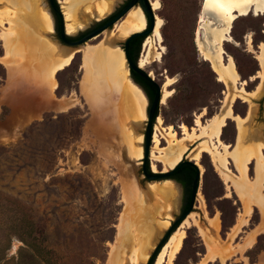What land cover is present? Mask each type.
<instances>
[{
    "label": "rangeland",
    "instance_id": "374dc122",
    "mask_svg": "<svg viewBox=\"0 0 264 264\" xmlns=\"http://www.w3.org/2000/svg\"><path fill=\"white\" fill-rule=\"evenodd\" d=\"M28 1L30 7L18 0L12 21L8 18L10 14L0 13V27L13 31L19 42L13 56L6 58L14 62V71L10 72L0 58V264H109L114 246L118 249L115 264H134L133 250L150 244L147 261L171 223L184 212L182 204L189 200L192 185L183 187L173 177L144 176L147 116L140 119L123 114L121 132L110 123V117L101 122L81 87L85 72L82 49L66 68L57 72V87L51 90L44 68H52L55 58L47 56L45 42L33 50L29 42L32 37L60 42L54 29V16L49 0ZM63 1L57 0L61 9L77 3ZM151 1L161 20L159 29L163 39L160 42L154 32L144 38L137 59L140 62L148 58L144 68L163 87L147 161L150 171H154L153 164L156 173L167 169L152 156L153 151L159 155L158 151L171 140L170 136L161 134L162 127L172 125L179 138H186L182 124L197 128L196 135L184 142L188 151L182 159H191L190 153L209 139L202 135L201 126L196 125L197 118L201 115L204 125L220 113L230 87H244L249 92L245 95L247 100L238 97L231 104L233 111L242 117L252 112L249 125L253 133H246L245 141L256 137L264 140V89L259 88L264 83L261 76L264 67L258 58L264 43V13L252 10L254 13L236 17L222 43L223 62L232 57L240 75L239 82L229 87L200 52L199 40L207 39L209 46L217 48L210 32L214 18L201 12L206 0ZM124 2L81 0L78 3L81 24L77 28L68 29L71 20L63 10L66 30L77 36L111 16ZM2 5L0 1V9ZM205 10L212 12L210 7ZM125 17L111 29L117 30ZM109 32L110 29L106 30L85 45H98ZM125 38L115 40L121 49ZM4 55L5 46L0 37V57ZM128 75L134 81L130 69ZM148 108L149 100L146 113ZM155 132L160 137L158 149L154 148ZM238 132L237 121L229 118L221 130V138L230 149L242 146ZM128 137L133 146L142 149L143 156L130 151ZM109 151L112 155L106 159ZM261 152L264 154L263 147ZM259 160L255 155L249 164L248 175L252 180L256 178ZM199 165L198 198L188 217L195 214L211 240L201 234L197 225H190L171 264H264V207L254 204L250 210L249 198L243 200L234 185L227 186L209 152L201 154ZM229 166L233 173L240 174L232 158ZM133 182L139 190L147 191L148 202L144 199L125 203L124 184L134 186ZM153 184H160L161 188L173 186L174 192H155ZM4 195L18 198L21 205L4 200ZM147 209L148 217H145ZM125 212L129 213V226L120 238L119 225ZM216 214L220 217L218 226L211 220ZM25 216L32 220L30 229L21 223ZM241 217L243 222L239 223ZM159 225L164 227L157 234L152 230ZM25 230H31L36 238L30 247L23 241ZM250 236L255 239L248 244ZM158 255L152 264H156ZM222 255L226 258L224 262Z\"/></svg>",
    "mask_w": 264,
    "mask_h": 264
},
{
    "label": "bare ground",
    "instance_id": "6f19581e",
    "mask_svg": "<svg viewBox=\"0 0 264 264\" xmlns=\"http://www.w3.org/2000/svg\"><path fill=\"white\" fill-rule=\"evenodd\" d=\"M0 1H2L3 3L0 9V13L3 15L10 14L8 18L10 20L11 17L12 21L13 17H15L17 14L15 7L18 0ZM61 1L64 2L63 0ZM75 1L77 2L76 4H73L72 6L64 5V9H62V11L66 10L67 17H69L71 20V22L68 23L67 26L70 31L74 28H77V25L81 24L78 8V3L81 0ZM29 2L30 1L28 0H23V3L28 7H30ZM207 7H210L212 12L217 13L220 20V24L216 25L215 23V25H213L210 30L211 37L213 38V42L216 44L217 48L209 46L207 39L205 42L199 40L198 43L200 52L207 60L211 62L213 69L219 76V79L222 81H226L228 83V86L230 87L231 84L233 85L239 82L240 75L237 71L235 60L232 57L229 58L228 56V62H223L224 48L222 46V43L225 39H227L236 17L246 15L252 10L257 14L264 13V0H206L205 9ZM160 24L161 20L157 16L154 34L161 42L163 38L159 29ZM146 25L145 15L137 8H134L126 14V17L123 19V21L118 23L117 30H112L110 28L109 35L98 45H85V43L79 47L72 48L60 43L59 41H57L56 43H50L47 40H40L38 38L35 39L34 37H32L29 42V47L30 50H33L34 48L39 47V45H41L43 41L46 43L45 49L48 52L47 56L55 58V62L52 68H44V71L47 75L45 76L47 77V85L51 88V90H55L57 87V72L66 68L72 62L76 53L81 51L82 49V51H84L83 66L85 68V72L81 80L82 90L85 93L91 107L94 108L97 115L99 116L101 122H104V120L108 116L111 118V120H109L111 121L110 123H112L113 126L117 128L118 132H121L123 114L126 115L127 113H129L133 117H140V119L146 118V104L148 97L145 92H143L142 89L138 86V84L134 83L135 81H132L129 78L128 69L130 68L127 59L123 50L116 45L115 40L118 38H127L133 32L144 30V27H146ZM0 37L3 40L5 46V55L0 58L9 68L10 72H12L15 69L14 62L8 59L6 60V58H10L11 56H13L15 50L19 46V42H17V39L14 37V32L9 30L8 28L0 27ZM150 53L151 47L147 53V57L150 55ZM258 58L260 60V63L264 67V43L262 44V51L259 54ZM147 61L148 58L142 59L140 61V64L144 67ZM43 64L45 63L43 62ZM261 76L264 81V71L261 73ZM262 87H264V83H262L259 88ZM245 95H249V92L244 87H236V89H231L230 87L220 113L214 115L210 119V121L204 125L201 123V115L197 118L196 125L201 126L202 135L207 136V138L209 139L204 140L197 147V149L190 153V156L192 157L191 159L196 161V163L199 165V158L201 154L203 152H209V154L212 155L213 161L220 170L221 174L224 176V179L226 180V182H228L227 186L234 185L243 200H245V197L249 198V200L251 201V205L249 208L251 210V206L254 204H260L261 207H264V154L261 152L262 147L264 148V140L260 137H256L246 142L247 140L244 139L247 135L245 125L246 120H248L249 118L251 119L252 112H250L247 117H242L233 111L231 104L238 97H242L244 98V100H247L248 98ZM204 113L205 110L203 114ZM229 118L237 121L239 131L237 139L242 145L236 146L234 149H230V145L225 143L221 138V130ZM159 121L160 123H162L163 120L159 118ZM181 128L183 129V134L186 138H193L197 133L196 127L191 129L186 124H182ZM161 134H163L164 137H171V140H169V145L158 151L159 155H157L153 151L152 156L157 160L163 162L164 166L167 168L166 170H169L182 160L183 155L188 151V145L184 144L186 138H179L177 136V133L172 125L167 127L163 126L161 129ZM128 140L130 151H132V153H134L138 157L143 156L142 149L133 146V142L131 143V137L130 139L128 137ZM154 143V148H160V137L156 132L154 135ZM111 155V151L106 153V159ZM255 155L258 158H261V160L257 162V175L256 178L252 180L248 175V169L249 164L255 158ZM230 158L235 161L240 174H235L231 171L229 166ZM153 170H156L155 164H153ZM231 182L232 184H230ZM133 185L134 186H132L131 184H124L123 198L125 199V203H129L131 201L142 202L144 201V199L145 202H148V196L146 195L147 193H145L147 191H145L144 189L143 191L139 190L136 183L134 182ZM159 185H152L156 187L155 192H162L163 194L174 192L173 186L169 185L161 188L159 187ZM130 204L133 205V203ZM148 209L147 211L145 210V217H148ZM128 218L129 213L125 212L123 214L121 224L119 225L120 238H122L123 234L128 229ZM219 219V214H216L214 218H211L213 225L218 226ZM242 222L243 217L240 218L239 223ZM138 223L139 222L137 221V224ZM190 225H197L200 229L201 234H203L206 239L209 238L211 240V237L206 236V232L202 228L197 216L195 214H191L183 221L180 228L173 233L169 241L162 247L160 253H158L159 255L157 257L156 264H164L166 262L168 264H171L172 258L179 251L183 244L185 230ZM163 227V225L156 226V228H154L152 231L155 230V232H157L158 234L159 232H161L159 229ZM132 230L134 229L132 228ZM254 239L255 238H252V236H250L248 238V244H251ZM151 246L152 245L149 244V246L141 245L140 247H136L131 255L132 262L134 264H145L147 262L146 258L149 254ZM208 246H211L210 243H208ZM117 251V247L114 246L110 253L109 264H115ZM225 260L226 258L222 255V262H224Z\"/></svg>",
    "mask_w": 264,
    "mask_h": 264
},
{
    "label": "water",
    "instance_id": "95a60500",
    "mask_svg": "<svg viewBox=\"0 0 264 264\" xmlns=\"http://www.w3.org/2000/svg\"><path fill=\"white\" fill-rule=\"evenodd\" d=\"M53 8L55 11L59 14V20H60V31H61V39L63 40L65 45H68L72 48L79 47L85 43H87L89 40L99 36L100 34L104 33L106 30L112 28L118 21H120L125 15L133 8H137L139 11H141L146 18V28L141 31L133 32L130 34L125 40L124 43L121 44L122 49L124 50L125 57L127 59L130 72L133 71L134 73L140 75L142 78L153 84L155 87V95L152 101H149V108L147 111V122H146V130L144 133V139H145V145H144V156L142 159V169H143V174L145 177L149 179H165L169 178L177 169L184 165H189L193 167L196 171L194 180L192 182L191 186V197H190V202L188 208L179 216L176 218L174 222L169 226L167 231L165 232L164 236L159 240L158 244L154 248V250L151 252L147 262L145 264H149L152 259L155 257V255H158V252L160 249L164 246V244L167 242V240L170 238L172 232L175 230L174 226L176 224L177 227L180 226V224L188 217V215L193 211L195 202L198 198V192H199V186H200V180H201V168L200 166L196 163V161L192 159H182L178 164H176L174 167H172L169 170H166L161 173H156L154 171L148 172L147 170V161L149 158V153H150V146L152 142V137H153V126H154V119L157 116V110L160 107V103L162 101V85H160L154 76L152 75L151 72L147 71L139 61H134L133 58L130 55L129 52V43L132 39L136 37H142L144 36L145 38L149 36L151 33L154 32L155 27H156V22H157V16L155 13L154 6L152 4L151 0H129V2L125 5V7L113 18L110 20L102 23L98 27L87 31L84 33L82 36L78 38H74V36L66 30V22H65V17L63 14L62 9L60 8V5L58 2L56 3L55 0H50ZM201 12L205 16L212 17L214 18V23L220 24V20L218 18V14L211 12L209 10H205L204 4L202 6ZM71 36V37H69ZM204 37V36H203ZM243 80H240V83H243ZM149 100V99H148ZM176 227V228H177Z\"/></svg>",
    "mask_w": 264,
    "mask_h": 264
},
{
    "label": "trees",
    "instance_id": "16d2710c",
    "mask_svg": "<svg viewBox=\"0 0 264 264\" xmlns=\"http://www.w3.org/2000/svg\"><path fill=\"white\" fill-rule=\"evenodd\" d=\"M136 39H139V43H138V46H137V53H136V56L134 57V59L137 61L138 55H139V51H140V47H141V42L144 39V36L136 37ZM133 76L138 82L143 83L148 88V90H149L148 93H149L150 99L152 101L153 98H154V95H155V91H156L155 87L153 86V84H151L150 82H148L147 80H145L140 75H138V74H136L134 72H133ZM158 110H157V114H158ZM147 169H148V171H150L148 165H147ZM177 171L185 175L186 180H185L184 185L185 186H188V185L191 186L192 182L194 180L195 174H196L195 169L193 167L189 166V165H184V166L180 167L179 169H177L174 173H176ZM174 173L172 175H174ZM170 177H173V176H170ZM3 199L8 201V202H10V203H12V204H14V205H17V206L21 205V202L16 197H10L8 195H4ZM189 201H190V198L188 200V204H189ZM187 208L188 207H185V210ZM26 217L27 216H25L24 218H21L22 219L21 223H24L25 226H29V229H30V225L32 224V220H30L29 218H26ZM24 233H25V235L23 234L24 243L28 247L32 246V239H36L34 237L33 232L31 230H25ZM152 262H153V260L150 262V264H152Z\"/></svg>",
    "mask_w": 264,
    "mask_h": 264
},
{
    "label": "flooded vegetation",
    "instance_id": "af4514ba",
    "mask_svg": "<svg viewBox=\"0 0 264 264\" xmlns=\"http://www.w3.org/2000/svg\"><path fill=\"white\" fill-rule=\"evenodd\" d=\"M55 2L57 3V0H55ZM129 2V0H126V2H124L121 6H119L112 14H111V16H109L108 18H106L105 20H103L102 22H97L93 27H91L89 30H87V31H90V30H92V29H94V28H96V27H98L99 25H101L102 23H104V22H106V21H108V20H110L111 18H113L114 16H116L124 7H125V5L127 4ZM49 4H50V11H51V13H52V16H54V29H55V31H56V33H57V35H58V37H59V40L62 42V43H64L63 42V40L61 39V31H60V18H59V14L55 11V9L53 8V6H52V4H51V2H50V0H49ZM251 13H254V12H251ZM233 26V25H232ZM87 31H85V32H82L81 34H79V35H77V36H74V38H78V37H80V36H82L84 33H86ZM69 37H71V36H69ZM145 38V37H144ZM138 43H139V39H136V38H134V39H132L131 41H130V43H129V52H130V55H131V57L133 58V60L134 61H136L135 59H134V57L136 56V53H137V46H138ZM142 43V42H141ZM141 48V47H140ZM138 61V60H137ZM136 61V62H137ZM130 74H131V76H132V78L134 79V81L138 84V86L142 89V91L143 92H145V94L147 95V97H148V99H149V101H151V99H150V96H149V90H148V88L143 84V83H140V82H138L135 78H134V76H133V71H131L130 72ZM258 78L260 77L259 75L257 76ZM145 145V144H144ZM148 170V169H147ZM142 172H143V169H142ZM148 172H152V171H148ZM171 176H173V178L177 181V182H179L183 187H184V183H185V180H186V177H185V175L184 174H182V173H180V172H176V173H174V175H171ZM190 202V201H189ZM189 206V204H188V200L187 199H185V201H184V203L182 204V211H184L185 210V207H188ZM179 217V216H178ZM175 221V220H174ZM173 221V222H174ZM172 224V223H171ZM177 225L178 224H176L175 226H174V229L177 227ZM155 258H156V255H155V257L152 259V260H155ZM150 264V263H149Z\"/></svg>",
    "mask_w": 264,
    "mask_h": 264
},
{
    "label": "crops",
    "instance_id": "0c3cea01",
    "mask_svg": "<svg viewBox=\"0 0 264 264\" xmlns=\"http://www.w3.org/2000/svg\"><path fill=\"white\" fill-rule=\"evenodd\" d=\"M261 89H264V87L260 88V91H261ZM245 117H247V115ZM251 118H252V115H251ZM250 121H251V119L249 118L248 120H246V124H245L246 125V133H248V134H252L253 133V132L250 131V128H251L250 125H249ZM252 127L255 128L254 126H252Z\"/></svg>",
    "mask_w": 264,
    "mask_h": 264
}]
</instances>
